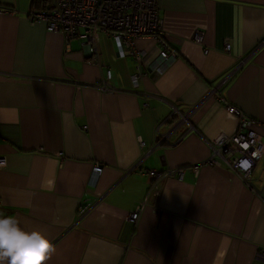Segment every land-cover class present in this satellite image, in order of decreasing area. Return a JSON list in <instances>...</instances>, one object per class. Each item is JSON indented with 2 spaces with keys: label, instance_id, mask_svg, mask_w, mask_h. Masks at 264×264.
I'll list each match as a JSON object with an SVG mask.
<instances>
[{
  "label": "crops",
  "instance_id": "obj_1",
  "mask_svg": "<svg viewBox=\"0 0 264 264\" xmlns=\"http://www.w3.org/2000/svg\"><path fill=\"white\" fill-rule=\"evenodd\" d=\"M29 11L0 0V214L48 237L44 264H264V155L249 181L206 162L207 141L237 129L226 103L264 137V0H158L178 54L160 72L151 37L135 39L138 63L101 34L92 59ZM107 72L116 93L94 86ZM151 183L156 200L129 221Z\"/></svg>",
  "mask_w": 264,
  "mask_h": 264
},
{
  "label": "built area",
  "instance_id": "obj_2",
  "mask_svg": "<svg viewBox=\"0 0 264 264\" xmlns=\"http://www.w3.org/2000/svg\"><path fill=\"white\" fill-rule=\"evenodd\" d=\"M28 19L30 23L43 22L51 32L62 34L68 48V43L73 38H79L88 48V51L95 59L96 42L98 36L107 35L116 41L122 52L133 56L139 63L142 53L134 47L137 38L151 37L161 44L157 54V60L152 63L158 72L161 71V64L174 61L178 54L170 50L164 40V23L158 15V0H50L47 9L29 11ZM204 31L197 29L193 32L192 39L195 43H202ZM224 50H230V44L225 43ZM140 72L136 70L130 76L132 87H138ZM110 73H106L104 80L94 83V86L104 93H116L119 90L109 82ZM229 113L237 116V129L233 134L220 133L211 141H207L208 147L212 151V156L207 159V163L216 164L215 156L228 163L229 167L235 171L245 181L250 180V173L256 161L264 155V137L249 128L252 123L243 113L233 105L226 103ZM179 114L172 107L171 116ZM188 127L192 130L190 123ZM4 161L0 160V165ZM101 168L95 165L92 168L90 182L96 181ZM197 171V166L194 167ZM152 179L159 178L160 173L154 170L148 171ZM181 169H168L164 176H176L181 178ZM251 188V186L249 185ZM158 192L154 184L151 183L144 199L138 203L136 209L127 216V219L136 223L143 209L148 205L150 197L157 198ZM155 200L151 204L153 212L157 213ZM86 211L78 210L82 215Z\"/></svg>",
  "mask_w": 264,
  "mask_h": 264
},
{
  "label": "clouds",
  "instance_id": "obj_3",
  "mask_svg": "<svg viewBox=\"0 0 264 264\" xmlns=\"http://www.w3.org/2000/svg\"><path fill=\"white\" fill-rule=\"evenodd\" d=\"M54 251L39 229H25L13 215L0 214V264H44Z\"/></svg>",
  "mask_w": 264,
  "mask_h": 264
},
{
  "label": "trees",
  "instance_id": "obj_4",
  "mask_svg": "<svg viewBox=\"0 0 264 264\" xmlns=\"http://www.w3.org/2000/svg\"><path fill=\"white\" fill-rule=\"evenodd\" d=\"M50 0H31V10H44L48 8Z\"/></svg>",
  "mask_w": 264,
  "mask_h": 264
},
{
  "label": "water",
  "instance_id": "obj_5",
  "mask_svg": "<svg viewBox=\"0 0 264 264\" xmlns=\"http://www.w3.org/2000/svg\"><path fill=\"white\" fill-rule=\"evenodd\" d=\"M251 186H252L256 191H258V190L256 189V186H255L253 183H251Z\"/></svg>",
  "mask_w": 264,
  "mask_h": 264
},
{
  "label": "rangeland",
  "instance_id": "obj_6",
  "mask_svg": "<svg viewBox=\"0 0 264 264\" xmlns=\"http://www.w3.org/2000/svg\"><path fill=\"white\" fill-rule=\"evenodd\" d=\"M260 162H261V161H260ZM260 162H259V163H260Z\"/></svg>",
  "mask_w": 264,
  "mask_h": 264
}]
</instances>
